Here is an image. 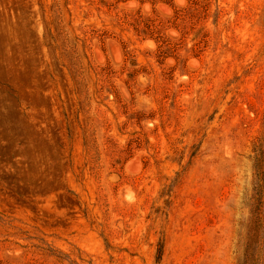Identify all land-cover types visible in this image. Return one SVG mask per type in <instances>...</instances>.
Masks as SVG:
<instances>
[{
	"label": "rangeland",
	"instance_id": "obj_1",
	"mask_svg": "<svg viewBox=\"0 0 264 264\" xmlns=\"http://www.w3.org/2000/svg\"><path fill=\"white\" fill-rule=\"evenodd\" d=\"M0 264H264V0H0Z\"/></svg>",
	"mask_w": 264,
	"mask_h": 264
},
{
	"label": "bare ground",
	"instance_id": "obj_2",
	"mask_svg": "<svg viewBox=\"0 0 264 264\" xmlns=\"http://www.w3.org/2000/svg\"><path fill=\"white\" fill-rule=\"evenodd\" d=\"M58 186H59V183H58V182L52 183V184H50V185L46 188V191H52V190H54L55 188H57Z\"/></svg>",
	"mask_w": 264,
	"mask_h": 264
},
{
	"label": "trees",
	"instance_id": "obj_3",
	"mask_svg": "<svg viewBox=\"0 0 264 264\" xmlns=\"http://www.w3.org/2000/svg\"><path fill=\"white\" fill-rule=\"evenodd\" d=\"M162 251H163V250H162V248H161L160 251H159V252H160V256L162 255Z\"/></svg>",
	"mask_w": 264,
	"mask_h": 264
}]
</instances>
